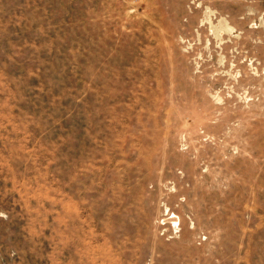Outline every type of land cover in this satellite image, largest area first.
<instances>
[{
	"label": "rangeland",
	"instance_id": "obj_1",
	"mask_svg": "<svg viewBox=\"0 0 264 264\" xmlns=\"http://www.w3.org/2000/svg\"><path fill=\"white\" fill-rule=\"evenodd\" d=\"M0 264H264V0H0Z\"/></svg>",
	"mask_w": 264,
	"mask_h": 264
}]
</instances>
